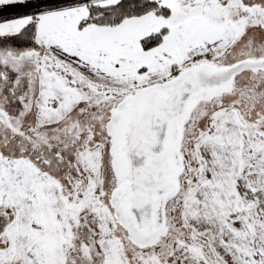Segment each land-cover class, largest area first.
<instances>
[{"label": "snow or ice", "instance_id": "snow-or-ice-1", "mask_svg": "<svg viewBox=\"0 0 264 264\" xmlns=\"http://www.w3.org/2000/svg\"><path fill=\"white\" fill-rule=\"evenodd\" d=\"M0 264H264V0H0Z\"/></svg>", "mask_w": 264, "mask_h": 264}]
</instances>
